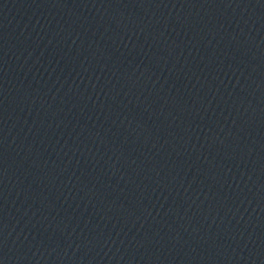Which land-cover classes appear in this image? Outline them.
I'll return each mask as SVG.
<instances>
[{"label": "water", "instance_id": "water-1", "mask_svg": "<svg viewBox=\"0 0 264 264\" xmlns=\"http://www.w3.org/2000/svg\"><path fill=\"white\" fill-rule=\"evenodd\" d=\"M0 264H264V0H0Z\"/></svg>", "mask_w": 264, "mask_h": 264}]
</instances>
